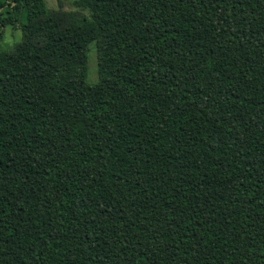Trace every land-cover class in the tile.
<instances>
[{
	"label": "trees",
	"instance_id": "1",
	"mask_svg": "<svg viewBox=\"0 0 264 264\" xmlns=\"http://www.w3.org/2000/svg\"><path fill=\"white\" fill-rule=\"evenodd\" d=\"M62 1L0 0V264H264V0Z\"/></svg>",
	"mask_w": 264,
	"mask_h": 264
},
{
	"label": "rangeland",
	"instance_id": "2",
	"mask_svg": "<svg viewBox=\"0 0 264 264\" xmlns=\"http://www.w3.org/2000/svg\"><path fill=\"white\" fill-rule=\"evenodd\" d=\"M48 8H56L58 7L57 0H45ZM63 8L67 10H80L81 7L77 4V0H63ZM87 12V10H86ZM20 30L16 29L12 26H7L3 28V34L0 38V45L3 47L8 46L13 41L20 39ZM97 79L96 73V52L93 44L90 45V49L88 52V73H87V81L89 83L95 82Z\"/></svg>",
	"mask_w": 264,
	"mask_h": 264
}]
</instances>
